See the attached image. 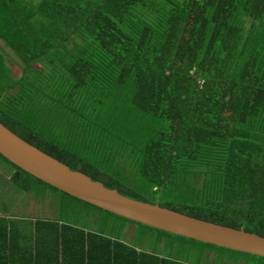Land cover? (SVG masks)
I'll use <instances>...</instances> for the list:
<instances>
[{
  "label": "trees",
  "instance_id": "trees-1",
  "mask_svg": "<svg viewBox=\"0 0 264 264\" xmlns=\"http://www.w3.org/2000/svg\"><path fill=\"white\" fill-rule=\"evenodd\" d=\"M0 40L9 129L122 194L264 236V0H0ZM0 158L52 212L5 217L1 264H198L183 255L211 250L264 264Z\"/></svg>",
  "mask_w": 264,
  "mask_h": 264
},
{
  "label": "water",
  "instance_id": "water-1",
  "mask_svg": "<svg viewBox=\"0 0 264 264\" xmlns=\"http://www.w3.org/2000/svg\"><path fill=\"white\" fill-rule=\"evenodd\" d=\"M0 153L14 164L76 197L172 233L264 256V236L136 199L70 168L0 122Z\"/></svg>",
  "mask_w": 264,
  "mask_h": 264
},
{
  "label": "rangeland",
  "instance_id": "rangeland-1",
  "mask_svg": "<svg viewBox=\"0 0 264 264\" xmlns=\"http://www.w3.org/2000/svg\"><path fill=\"white\" fill-rule=\"evenodd\" d=\"M19 68H17L18 72ZM0 163H3L1 165H4V169L5 171L8 173L12 170L11 166L4 161L2 158H0ZM11 183V182H10ZM18 193L15 195H12V201L14 200V198L16 199V204L13 205H7V212L10 213H14V214H25V215H39V214H44V215H49L52 214V212L50 211V209L47 206V203H42L39 202L38 200H36L35 198L28 197V192H24V191H17ZM28 199H29V203H28ZM7 201L10 203L11 202V198H7ZM35 201V203H33ZM12 204V203H11ZM128 225V230L124 229L122 231V235L121 238H123V240L127 241V242H133L135 240V238H137L138 233H136V229L134 228V224H132L131 226ZM137 234V235H136ZM142 238V237H141ZM148 245L150 244L151 246H153L152 242L150 240H148ZM156 246V244H155ZM161 246V243H159L157 245V247L159 248ZM157 247H154L157 249ZM185 256L184 258L188 259L189 261H193L196 262L198 264H246L243 261L238 260V262H232V255L231 253H222L219 254L217 252H215V250H211V251H204L202 253L197 252V251H192V253H189V255L185 254L183 255ZM231 257V258H230ZM249 264V263H248Z\"/></svg>",
  "mask_w": 264,
  "mask_h": 264
},
{
  "label": "crops",
  "instance_id": "crops-1",
  "mask_svg": "<svg viewBox=\"0 0 264 264\" xmlns=\"http://www.w3.org/2000/svg\"><path fill=\"white\" fill-rule=\"evenodd\" d=\"M0 45H2L7 51L8 54L11 53V51L5 47L3 45L2 40H0ZM6 63L8 65V67L11 69V71L14 74H18L20 71V68L18 66V64L15 62V60H13L11 57L7 56L6 57ZM17 68H19L18 72L15 73V71H17ZM3 163H0V264L2 263L3 260V249H4V242H5V232H6V221H5V217L7 215L10 214V212H7V205H13L16 204V199L14 198V200L12 201V195H15L18 193L13 187H15L12 183L9 182L8 180V176L10 174V172H6L4 169V165H1ZM7 198H11V202L9 203L7 201ZM31 198V197H29ZM29 199H28V203H29ZM12 203V204H11ZM35 203V201L33 202ZM18 216H23V215H19L16 214ZM28 219H33L32 217L35 215H27ZM132 224H129V226H131ZM126 230H128V225H126L125 227Z\"/></svg>",
  "mask_w": 264,
  "mask_h": 264
}]
</instances>
